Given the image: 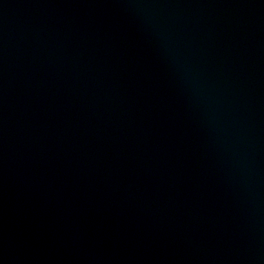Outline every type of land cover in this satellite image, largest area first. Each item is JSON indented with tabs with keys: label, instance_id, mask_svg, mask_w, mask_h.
Listing matches in <instances>:
<instances>
[{
	"label": "water",
	"instance_id": "obj_1",
	"mask_svg": "<svg viewBox=\"0 0 264 264\" xmlns=\"http://www.w3.org/2000/svg\"><path fill=\"white\" fill-rule=\"evenodd\" d=\"M0 264H264V0H0Z\"/></svg>",
	"mask_w": 264,
	"mask_h": 264
}]
</instances>
